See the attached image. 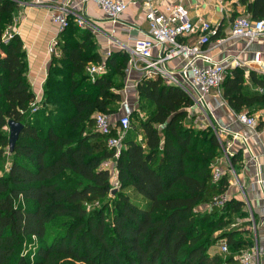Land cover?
I'll return each mask as SVG.
<instances>
[{
    "label": "trees",
    "instance_id": "16d2710c",
    "mask_svg": "<svg viewBox=\"0 0 264 264\" xmlns=\"http://www.w3.org/2000/svg\"><path fill=\"white\" fill-rule=\"evenodd\" d=\"M238 4L251 19L264 18V0ZM13 9L0 0V264H234L253 244L240 221L247 213L234 198L196 210L224 194L229 180L226 173L213 180L221 145L210 126L192 124L191 97L161 77L142 76L115 157L94 115L118 112L128 53L104 59L94 35L69 17L35 103L22 40L1 39ZM101 61L106 71L92 77L88 66ZM249 81L253 88L242 68L224 76L221 95L235 112L264 107V73L250 70ZM9 120L23 125L12 153ZM239 157L230 158L234 169ZM105 161L115 167L113 195ZM232 220L236 228L215 236ZM220 239L228 254H210Z\"/></svg>",
    "mask_w": 264,
    "mask_h": 264
},
{
    "label": "crops",
    "instance_id": "0c3cea01",
    "mask_svg": "<svg viewBox=\"0 0 264 264\" xmlns=\"http://www.w3.org/2000/svg\"><path fill=\"white\" fill-rule=\"evenodd\" d=\"M10 1L13 2L14 9L12 22L9 23L10 26H7V31L11 28L12 33L17 34L22 40L27 60L26 77L34 93L35 101L40 102L50 61L48 45L59 34L58 25L50 17L53 2L43 0V3L38 4L35 0ZM232 1L234 4L237 3L236 10L244 11V7L240 6L236 0ZM174 3L175 0L159 1V7L164 9L165 6ZM231 8L230 3L222 5L217 0H207L199 4L197 8L192 7L189 16L193 21L200 17L217 27L216 35L211 37L210 42L204 46L206 54L215 61H223L238 54L240 59L246 62V65L242 68L245 72L246 83L253 88L249 81V71H259L261 66L254 65L251 61L253 52L258 51L264 65V37H259L247 48H245V39H229L232 25H228L227 11ZM79 14L87 21V25L82 29H87L94 35L99 53L104 59L108 52L121 50V44H130V36L143 38L149 30L141 3H129L121 20L116 23L107 20L106 14L94 3L85 5L79 11ZM197 38L198 36L195 34L182 39L181 42L193 44ZM220 39H223V41L218 42ZM153 52L156 55L158 49L156 48ZM183 64L182 58H174L169 61L168 67L177 70ZM198 64L203 63L199 61ZM142 76L139 70L126 69L124 88L121 91V103L118 112L115 114L117 118L129 114L136 108L135 87ZM197 108L194 105L188 108L189 115L191 117L196 116L192 120L194 126L204 127L212 124L216 128H227L247 138L246 146L239 143V141L232 145L233 153H240V157L236 162V169L231 165L232 171H230L223 151L218 157L217 165L228 176L229 185L225 192L226 196L229 199L234 198L243 202V211L247 213L246 217L240 219V221L247 223V225H244L246 232L243 235H249L250 232L251 241L253 243L257 241L260 247H264V107L256 108L249 114L256 118L255 129L248 128L238 120L237 116L240 113L233 111L227 105L221 93L213 92L205 96V102L200 108V111L204 113L203 115H197L195 111ZM243 112L247 113V111ZM227 138L224 136L222 140L224 141ZM109 166L111 169L115 168L112 161L103 163V167L110 170ZM258 179L263 184H258ZM211 209L210 204H203L198 206L196 210L200 213H207ZM231 230L233 229L221 230L215 236ZM223 241V239H220L216 243L221 246ZM213 246L209 249L210 254H222L220 251H213Z\"/></svg>",
    "mask_w": 264,
    "mask_h": 264
},
{
    "label": "built area",
    "instance_id": "2783aa9c",
    "mask_svg": "<svg viewBox=\"0 0 264 264\" xmlns=\"http://www.w3.org/2000/svg\"><path fill=\"white\" fill-rule=\"evenodd\" d=\"M51 20L58 25L59 32L63 30L68 18L72 17L80 28L87 25L86 19L79 14V11L88 3H94L105 14L110 22H119L128 8L129 3H141L144 10V17L148 22L149 30L145 37L137 38L130 36V44H121V50L128 53L127 68L139 70L146 77H161L167 84L181 88L193 101V105L199 109L205 102V96L210 93H221V84L226 72L232 68H243L246 65L238 54L226 58L223 61H215L204 50L211 37L217 33V27L209 21L198 17L194 21L190 18V9L197 8L199 4L207 0H175L174 4L159 7V1L163 0H50ZM219 1V0H217ZM41 4L43 0H35ZM198 38L193 44L181 42L182 39L192 35ZM14 33L6 32L1 37L2 41L9 40ZM264 37V18L251 19L249 16H240L232 24L229 39L246 40L245 48L249 47L259 37ZM57 38V37H56ZM56 38L48 45L49 55L56 52ZM220 39L218 42H222ZM158 49L155 55L154 50ZM110 52L107 53V56ZM106 56V57H107ZM182 58L184 64L179 69L168 67L170 60ZM203 64L199 65L198 62ZM254 65L261 66L259 70L264 73V65L261 62L260 52H253L251 61ZM106 71L105 62L90 64L87 72L93 77ZM35 103H39L35 101ZM34 106V103H33ZM35 110V107L32 109ZM238 120L250 129H255L256 118L245 112L238 114ZM130 125L129 114L120 116L115 122L112 117L102 113L94 115L95 130L107 136V144L115 150V157L118 156L122 146L124 131ZM231 170L230 158L234 155L232 145L236 141L247 145V138L240 133L232 132L227 128H216L210 124ZM116 134L112 135V129ZM228 137L224 141L223 137ZM259 172V171H258ZM224 171L220 166L213 169V180L218 181ZM258 184H263L260 179ZM229 198L226 194L214 197L211 206L222 208ZM223 255L228 254V246L224 240L220 246ZM234 264H264V247H260L255 241L251 246L241 249L234 257Z\"/></svg>",
    "mask_w": 264,
    "mask_h": 264
},
{
    "label": "rangeland",
    "instance_id": "374dc122",
    "mask_svg": "<svg viewBox=\"0 0 264 264\" xmlns=\"http://www.w3.org/2000/svg\"><path fill=\"white\" fill-rule=\"evenodd\" d=\"M235 1V0H234ZM237 2H238V0H236ZM219 3H221L222 5H225L226 3H230L231 4V6H232V8L230 9V10H228L227 11V17H228V25H232L233 24V22H234V20L236 19V18H238V17H240V16H248L246 13H245V11H238V10H236V5H237V3L236 4H234V2L232 1V0H219ZM241 6V5H240ZM239 7V6H238ZM8 26H10V25H8ZM6 32H9V33H12V31H11V28L7 31V27H6V29L4 30V33H6ZM3 33V34H4ZM196 112H197V115H203L204 113H202V111H200V109H198L197 108V110H195ZM191 116V115H190ZM190 116L189 117H187V119H186V122H188L189 123V121L191 120L190 119ZM194 117H196V116H194ZM205 118V117H204ZM118 118H117V115H114V116H112V121L113 122H115L116 120H117ZM193 123V122H192ZM206 123V122H205ZM111 163V162H110ZM109 168H110V166H109ZM115 177H116V172H115V168L114 169H111L110 168V179H111V182H112V185H113V187H118V184H117V180L115 179ZM127 193H129V195H130V197L134 200V201H140L141 199L137 196V195H135L133 192H130L129 191V189H126L125 190ZM234 222H235V220H232L231 221V223L229 224V225H227L224 229H222V230H225V229H229V228H232V229H234V228H236L237 226H238V224H234ZM221 230H218V231H216V233H219ZM215 233V234H216ZM248 235V234H247ZM243 237H248V236H243ZM250 238V237H249ZM212 250L213 251H217V252H219L220 251V245L218 246V244L217 243H215V245L213 246V248H212ZM221 252V251H220ZM222 253V252H221Z\"/></svg>",
    "mask_w": 264,
    "mask_h": 264
},
{
    "label": "water",
    "instance_id": "95a60500",
    "mask_svg": "<svg viewBox=\"0 0 264 264\" xmlns=\"http://www.w3.org/2000/svg\"><path fill=\"white\" fill-rule=\"evenodd\" d=\"M8 126V151L12 153L14 150L15 142L19 136L20 131L22 130L23 125L20 122H16L14 120H9L7 122ZM118 190L117 187H114L111 190V194L113 195Z\"/></svg>",
    "mask_w": 264,
    "mask_h": 264
}]
</instances>
